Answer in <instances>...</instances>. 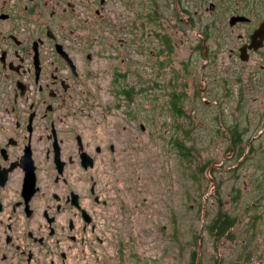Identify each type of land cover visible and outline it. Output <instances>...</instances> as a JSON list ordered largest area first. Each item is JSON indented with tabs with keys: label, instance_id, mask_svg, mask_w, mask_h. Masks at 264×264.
<instances>
[{
	"label": "rangeland",
	"instance_id": "1",
	"mask_svg": "<svg viewBox=\"0 0 264 264\" xmlns=\"http://www.w3.org/2000/svg\"><path fill=\"white\" fill-rule=\"evenodd\" d=\"M162 12L166 22L161 26L139 25L137 18L133 27H127L116 22L110 2L103 11L95 94L111 106L94 108L101 116L94 125L103 136L94 132L91 141L98 145L111 141L113 153H99L97 166L88 172L101 201L94 203L88 196L95 229L88 226L83 241L74 243L69 263L189 264L188 242L193 236L199 259L205 262L264 264V135L255 137L260 123L249 113L260 103L248 99L238 104L234 89L226 98L218 84L213 87L211 81L221 74L224 59L212 65L207 57L205 64L200 45L206 33L167 25L172 14H179L173 0L162 6ZM209 31L220 39L224 33ZM204 67H214V74L206 75ZM204 97L213 103H204ZM174 102L189 114L176 116ZM176 121L188 130L185 143L193 153L186 158L167 142L170 135L176 136L171 131ZM235 122L253 128L241 137L240 150L223 133ZM241 150L244 155L236 159ZM193 169L199 172L197 180L190 176ZM194 198L203 202V213ZM218 204L238 221L231 235L215 242L205 225ZM249 204L256 215L249 216ZM172 210L186 223L175 234ZM175 239L184 242L181 251L172 245Z\"/></svg>",
	"mask_w": 264,
	"mask_h": 264
},
{
	"label": "flooded vegetation",
	"instance_id": "2",
	"mask_svg": "<svg viewBox=\"0 0 264 264\" xmlns=\"http://www.w3.org/2000/svg\"><path fill=\"white\" fill-rule=\"evenodd\" d=\"M167 1L0 0V264H70L74 243L88 226L94 231L88 196L101 199L88 172L99 153H113L111 141H91L100 133L94 108L111 106L95 94L103 11L110 2L120 26L133 27L138 18L158 27ZM173 1L179 14L167 25L206 33L205 64L207 57L212 65L224 59L212 86L226 98L234 89L238 104L259 101L249 113L260 123L255 137L263 139L264 0ZM207 29H224L222 38ZM204 68L214 74V67ZM242 127L223 133L240 138L253 130Z\"/></svg>",
	"mask_w": 264,
	"mask_h": 264
},
{
	"label": "trees",
	"instance_id": "3",
	"mask_svg": "<svg viewBox=\"0 0 264 264\" xmlns=\"http://www.w3.org/2000/svg\"><path fill=\"white\" fill-rule=\"evenodd\" d=\"M125 89V88H122ZM129 93V91L123 92L122 94L127 95ZM172 110L175 111L176 116H185L188 115L189 113H186L185 111H183L181 109V107H179V104L177 103H172ZM235 126L239 127V125L237 124V122H235ZM174 126L171 127V131L173 133L176 134L175 137H172L171 135L168 137L167 142L169 143V145L171 146V148L175 149L178 154H181V156L183 158H186L188 155L192 154L193 152L191 151V147L190 146H186L185 140L187 137V128L184 127V125L180 122V121H176L173 123ZM240 128H244L242 126H240ZM178 132H180L178 134ZM230 142L232 143V147H239V150L241 149V144L243 142L242 138H233V137H229ZM251 149H254V147L251 145L248 146ZM244 155V151L241 150L238 155L236 156V159H239L241 156ZM204 167L205 165L200 167V172L201 174L204 173ZM197 173H199L196 170H192L190 173V176L194 179L197 180ZM220 185V181H217L215 183V193L218 192V188ZM194 204L196 205V207L199 209V211L202 210L203 206V202L201 201V199H196L194 198ZM247 210L249 212V216L251 215H256V213L254 212V208H253V204H249L247 207ZM205 214L208 216V212L205 211ZM203 213V211H202ZM171 221H172V227H173V231L172 234H175L176 232H178V228L180 226L186 228V223L183 220V218L179 217V215L172 210L171 211ZM238 221V217L236 215H232V213H230L229 211L225 210L222 208L221 204H218L217 206V210L214 212V214L211 216L210 220L207 222V224L205 225L206 230L210 233V235L212 236L213 240L216 241H220L222 239L227 238V236L231 235L233 233V227L236 225ZM191 240L188 243H191V251L189 253V257H188V262L189 264H196V258H197V249L195 247V243H194V238L193 236L190 237ZM180 239V238H178ZM175 239L174 242L172 243L173 246H176L179 251H181L184 248V242L182 240H178ZM200 239V237H199ZM202 241V240H201ZM124 246V244H122V246L120 247V250H122V247ZM216 246V245H215ZM246 255H248V252H245ZM198 264H216V259H213L212 261L209 262H205L199 259Z\"/></svg>",
	"mask_w": 264,
	"mask_h": 264
},
{
	"label": "water",
	"instance_id": "4",
	"mask_svg": "<svg viewBox=\"0 0 264 264\" xmlns=\"http://www.w3.org/2000/svg\"><path fill=\"white\" fill-rule=\"evenodd\" d=\"M204 208V207H203ZM202 211H203V209H202ZM200 234H201V228L199 229V232H198V234H197V238L199 239V237H200ZM198 242V241H197ZM199 256H200V250H199V246H198V244H197V258H196V264H198V262H199Z\"/></svg>",
	"mask_w": 264,
	"mask_h": 264
}]
</instances>
